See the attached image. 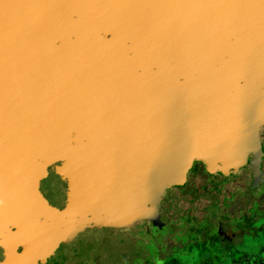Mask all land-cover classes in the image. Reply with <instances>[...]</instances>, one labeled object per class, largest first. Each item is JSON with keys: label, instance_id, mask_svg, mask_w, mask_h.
I'll return each mask as SVG.
<instances>
[{"label": "water", "instance_id": "water-1", "mask_svg": "<svg viewBox=\"0 0 264 264\" xmlns=\"http://www.w3.org/2000/svg\"><path fill=\"white\" fill-rule=\"evenodd\" d=\"M263 126L264 0H0V264L49 263L71 206L162 227L197 162L257 184ZM49 156L73 166L60 208Z\"/></svg>", "mask_w": 264, "mask_h": 264}, {"label": "rangeland", "instance_id": "rangeland-1", "mask_svg": "<svg viewBox=\"0 0 264 264\" xmlns=\"http://www.w3.org/2000/svg\"><path fill=\"white\" fill-rule=\"evenodd\" d=\"M260 137L261 140H264V126L261 129ZM48 163L50 165V175L42 173L34 187L37 190H42L50 202L60 208L61 202L68 195V192H65V184L68 182L73 166L54 157H50ZM201 164L203 165L201 162L194 164L184 183L171 186L169 191L166 192L164 204L168 201V205L172 206L170 204L172 202L181 211L189 210L192 215L201 216L205 211L207 200L212 195L209 192L203 191L206 175L202 172L203 167ZM247 165L250 167L249 171H252V166L246 164L234 176L224 175L226 177V184L219 195L220 203L224 209L236 212L242 196H240L238 191H235V187L237 185L241 187L245 186V183L240 182V180L247 177L248 172L245 171ZM215 173H217L218 179H223L218 174L220 172ZM236 193L237 195L235 196ZM68 211L69 218L66 221L67 225L65 229L69 228L72 232V241L75 247L78 248L77 255L79 257L90 258L91 260L97 258L101 264H152V261L154 262V258L151 259L147 255L148 253L144 251L146 250L147 240H143L138 234L131 233L135 232L136 229L134 223L109 224L100 220H90L77 215L72 210V206L68 208ZM209 216L210 213L204 215L198 222L203 227L209 226L211 234L219 240H223L225 233L220 226L219 219L211 220ZM227 222L233 224V221L229 219ZM254 225L255 227L252 231H249L250 235L255 234V231L264 230V217L260 218ZM261 237L264 243V234ZM192 238L185 243L168 238L165 240V243L160 242L159 247L169 260L171 259L173 262H177V264H204L200 261L201 259L205 260L201 258V251L196 248L191 250V248L196 246L195 243L198 240L200 242L203 240L208 241L211 239V236L207 234L200 236V238ZM2 251L3 247L0 243V256ZM62 254L63 252L60 249L55 259L59 258Z\"/></svg>", "mask_w": 264, "mask_h": 264}, {"label": "flooded vegetation", "instance_id": "flooded-vegetation-1", "mask_svg": "<svg viewBox=\"0 0 264 264\" xmlns=\"http://www.w3.org/2000/svg\"><path fill=\"white\" fill-rule=\"evenodd\" d=\"M261 144L264 150V140H261ZM202 167V172L206 175L203 191L212 195L207 200L205 211L200 217L210 213L211 220L219 219L225 237L219 240L212 236L206 242V246L210 249L207 251L199 249L201 258L206 260L201 259L200 261L204 264H264V243L261 237L264 230L249 234V231L255 227L254 224L264 217V180H259L257 184H254L252 171H249L250 167L248 165L245 167V171L248 172L247 177L240 180L245 183V186L235 187V191H238L242 198L236 212H233L224 209L220 203L219 195L225 188L226 177L218 173L223 177V179H218L217 173L209 175L204 171L203 165ZM219 213L227 215L233 224H229L228 220L223 219ZM247 240H254L256 244L245 246Z\"/></svg>", "mask_w": 264, "mask_h": 264}, {"label": "trees", "instance_id": "trees-1", "mask_svg": "<svg viewBox=\"0 0 264 264\" xmlns=\"http://www.w3.org/2000/svg\"><path fill=\"white\" fill-rule=\"evenodd\" d=\"M204 171L209 175L214 173L208 172L205 167ZM165 200L166 196L158 207L161 220L164 222V225L159 227L157 225L147 223L145 224L144 228L138 232L139 237H141L143 240H147L146 250L144 251L148 253L147 255H149L151 259L154 258V262L152 261V264H177V262H173L171 259L169 260L167 255L160 250L159 243H165V240L168 238L184 243L189 239H193L192 237L200 238V236L207 234H210L211 238L213 236V234L210 232L209 226L203 227L198 222L203 217L192 215L189 210L181 211L176 205H173L172 202L170 203L172 206L168 205V201L166 204H164ZM219 215H221V217L225 220H231L225 214L219 213ZM206 242V240H203L202 242L198 240L195 243L196 246L192 247L191 250L196 248L197 250L204 249L207 251L210 248L206 246ZM60 249L62 250L63 254L56 259L55 255L47 264H101L100 260L97 258L91 260L90 258L87 259L79 257L77 255L78 248L75 247L73 241L69 244H60L57 250L59 251Z\"/></svg>", "mask_w": 264, "mask_h": 264}, {"label": "clouds", "instance_id": "clouds-1", "mask_svg": "<svg viewBox=\"0 0 264 264\" xmlns=\"http://www.w3.org/2000/svg\"><path fill=\"white\" fill-rule=\"evenodd\" d=\"M4 203V201L2 199H0V206H2ZM248 244H256L254 240H247L245 241V246H247Z\"/></svg>", "mask_w": 264, "mask_h": 264}]
</instances>
